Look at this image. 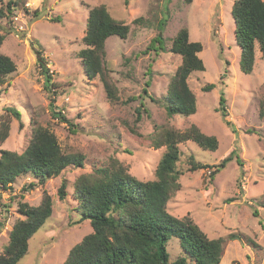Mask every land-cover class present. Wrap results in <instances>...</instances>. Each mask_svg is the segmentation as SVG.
<instances>
[{
	"label": "rangeland",
	"instance_id": "obj_1",
	"mask_svg": "<svg viewBox=\"0 0 264 264\" xmlns=\"http://www.w3.org/2000/svg\"><path fill=\"white\" fill-rule=\"evenodd\" d=\"M7 1L0 0L4 12L0 52L14 61L16 69L0 86V117L10 119L9 135L0 150L22 152L33 128L40 125L55 134L64 152L81 154L83 165H69L44 184L27 173L0 187V205L6 211L0 253L13 223L23 218L19 201L37 205L46 191L52 200L51 214L28 240L19 264H63L69 249L92 231L89 220L81 218L74 194L76 178L116 159L135 177L151 180L165 150L151 145L154 124L181 130L196 124L216 136L218 147L206 150L190 140L178 144L179 187L168 199L167 210L177 217L189 216L209 238H224L219 264H264V54L256 47L251 72L241 70L231 14L234 0H11L10 12ZM99 4L129 25L126 38L112 35L105 41V66L117 88L114 102L107 99L98 77L88 78L78 55L85 47L82 36L89 9ZM16 12H24L19 21L26 23L23 31L16 28ZM163 14L167 17L162 30L164 49L144 52ZM181 28L187 29L190 40L201 42L198 54L204 70L187 77L196 99L195 112L168 116L164 98L181 62L170 46ZM31 41L41 48L51 81L57 83L55 104L69 122L51 116L49 93ZM209 83L213 88L203 90ZM221 95L230 125L216 110ZM140 103L148 113L141 111L137 120ZM8 106L20 111L21 121L5 110ZM232 150L242 165L233 157L213 178L211 166L191 170L192 161L215 165ZM63 179L66 195L60 199L57 190ZM30 182L36 183L32 189ZM167 251L170 260L184 253L176 237L170 238Z\"/></svg>",
	"mask_w": 264,
	"mask_h": 264
},
{
	"label": "trees",
	"instance_id": "obj_2",
	"mask_svg": "<svg viewBox=\"0 0 264 264\" xmlns=\"http://www.w3.org/2000/svg\"><path fill=\"white\" fill-rule=\"evenodd\" d=\"M184 1L189 3L192 0ZM12 3L11 0L6 3L8 12L11 11ZM165 9L166 6L163 11ZM3 13L0 9V15ZM231 14L235 39L241 50L240 68L249 73L254 65L255 48L258 47L264 54V0H234ZM140 20L139 17L134 22ZM166 20L167 17L163 14L157 22L156 34L144 52L164 49L162 30ZM128 32L129 25L114 19L105 5L99 4L89 9L86 31L82 36L85 47L78 55L88 78H99L110 102L116 101L118 96L117 88L105 66V41L112 35L126 38ZM3 38L4 34L0 32V45ZM31 45L43 76L44 89L49 93L51 116L69 122L55 104L57 83L51 81V72L41 48L36 47L32 41ZM201 49V42L190 40L186 28H181L172 39L170 51L179 54L181 62L171 77L164 98L168 116L189 115L196 110L195 95L187 83V77L193 71L204 70L203 61L198 54ZM15 69L14 61L0 52V86ZM225 73L226 70L220 78L222 83ZM149 82V79L145 82L146 87ZM213 86V83H209L202 88L210 90ZM142 92L148 94L145 87ZM224 105L225 98L221 95L216 110L220 112L222 120L230 125ZM5 110L21 121L18 109L8 106ZM141 111L148 113L143 103L136 107L137 120L141 117ZM9 130L10 119L1 116L0 143L6 140ZM247 130L253 132L251 129ZM188 140L206 150H216L218 147L216 136L203 132L196 124L183 130L154 124L150 135L151 145L155 148L165 147L155 169V178L139 179L116 159H112L106 167L96 168L93 173L79 175L74 182V194L81 209V218L89 220L92 231L69 249L63 264H219L224 238H209L189 216L177 217L167 210L168 199L179 187L181 172L176 166L178 144ZM233 157L242 165V160L232 150L215 165L192 161L191 170L211 166L213 169L209 176L213 178L216 171ZM82 160L81 154L64 152L55 134L48 128L37 125L22 152L0 150V187L15 182L18 176L27 173L33 174L40 184H44L69 165L82 167ZM35 184L30 182L28 188L32 189ZM65 187L66 181L63 179L57 190L60 199L66 195ZM18 211L23 218L13 223L8 241L0 253V264H19V260L27 252L28 240L51 214V197L43 191L37 205L21 200ZM171 237L179 239L184 251L173 260H170L167 251Z\"/></svg>",
	"mask_w": 264,
	"mask_h": 264
},
{
	"label": "built area",
	"instance_id": "obj_3",
	"mask_svg": "<svg viewBox=\"0 0 264 264\" xmlns=\"http://www.w3.org/2000/svg\"><path fill=\"white\" fill-rule=\"evenodd\" d=\"M24 16V12L22 13H15V15L13 16L14 21L16 22V28L19 31H23L26 29V23H21L19 21L22 20V17ZM3 205V203H2ZM6 211L5 208L3 206L0 205V227L4 226V221H5V215ZM6 226V225H5Z\"/></svg>",
	"mask_w": 264,
	"mask_h": 264
}]
</instances>
